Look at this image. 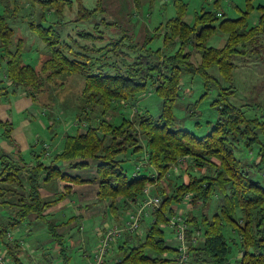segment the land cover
Returning <instances> with one entry per match:
<instances>
[{
  "label": "trees",
  "instance_id": "trees-1",
  "mask_svg": "<svg viewBox=\"0 0 264 264\" xmlns=\"http://www.w3.org/2000/svg\"><path fill=\"white\" fill-rule=\"evenodd\" d=\"M74 1V23L96 19L102 11L99 0L93 9L86 8L81 0ZM153 1L149 0V4L152 5ZM29 2L32 5L39 3L57 18L49 21L42 14L38 22L28 23V27L45 44L48 58H43L38 67L24 61L25 41L23 38L14 39L11 23L20 6L15 1H0L3 5L0 13V61L4 63L0 96L12 90L39 103L38 96L47 94L51 87H61L63 82L58 81H63L64 76L80 75L83 84L79 99H83L84 104L76 114L78 120H92L88 113L92 114L94 105H101L102 113H106L111 104L125 106L123 103L128 102L131 105L127 106L135 108L137 118L133 121L122 118L120 122L127 127L136 124L140 133L130 128L123 129L119 123L87 122L83 133L65 136L62 152L48 165H28L0 153V184L17 187L14 190L8 187L3 192L8 194L3 203L9 211L0 220V240L28 214L44 218L45 209L60 201V198L51 201L41 198L39 188L42 182L57 179L81 182L77 176L72 178L64 174L56 159L69 163L70 169L94 168L98 198L109 201L115 212L117 203L127 213L134 210L142 198L144 186L155 184L151 193L160 197V207L142 218L141 232L137 233L134 242L123 247L124 253L120 258L112 263L102 261L101 264L175 262L176 248L166 244L164 225L167 217L177 214L180 211L177 207L186 202L201 209L199 216L187 208L185 210L189 212L181 213L186 223L187 264H264V177H261L264 170V121H253L249 117L252 114L247 108L259 113L261 108L258 106H237L230 99L236 93L234 71L237 66L233 59L242 54H255L254 48L258 44L255 43L252 49L253 46L245 43L260 34L258 27L264 22V11H259L264 10V5L254 7L250 2L244 10L236 8L240 16L228 18L220 11L219 0H214L216 11L202 10L189 24L183 18L185 3L174 0L176 15L160 23L142 42H136L125 32L116 39L108 37L103 28L109 29L113 24L103 19L89 31L76 29L77 38L71 35L64 37L60 28L68 22L62 21L61 17L65 8L72 9L73 0ZM134 2L140 6V0ZM254 9L259 15L254 25L249 26L247 16ZM218 31L224 32L221 44H208ZM183 77L188 78L187 87L183 85ZM194 78L199 79V97L191 93L194 91ZM148 90L152 91L154 99L158 98L159 112L136 108L138 98ZM186 96L183 119L202 118L199 106L203 100H208L205 102L208 105L205 111L210 110L208 120L196 121L193 129L184 127L183 119L173 113L178 99ZM203 129L205 133L198 135L203 133ZM140 134L144 136V146L138 139ZM127 155L135 157L128 159ZM133 160L136 163H132V168L128 167L127 162ZM137 160L143 165L138 166ZM181 160L185 163L180 165V169L186 165L188 179L177 183L168 178L172 173H166L170 164ZM215 161H218V166ZM209 166L215 167L211 174ZM154 170L156 172L152 173ZM161 181L167 182V187ZM170 186L173 188L171 192L167 190ZM11 197L14 202L9 200ZM213 202L216 205L214 212L209 215L202 212L210 209ZM224 223L231 227L232 236L224 235ZM50 224L48 233L60 247L61 263L66 264L68 258L63 237ZM127 238L131 240L135 236L127 233ZM115 243H111L102 259ZM232 245L237 247V254L231 262ZM0 247L5 248L6 254L15 262L11 251L6 248L8 244H0ZM171 253H174L173 259L163 256Z\"/></svg>",
  "mask_w": 264,
  "mask_h": 264
},
{
  "label": "crops",
  "instance_id": "crops-1",
  "mask_svg": "<svg viewBox=\"0 0 264 264\" xmlns=\"http://www.w3.org/2000/svg\"><path fill=\"white\" fill-rule=\"evenodd\" d=\"M81 1L83 3V0ZM99 1L102 9L100 13L105 12L102 3L103 5L108 6L109 10L113 12V3L111 0ZM73 2L72 9L65 8L63 11V14L66 13L74 18L65 21V19L61 17L62 21L68 22L63 28H60L62 33L65 32L66 27L70 26L71 29L73 28L72 26H77L78 23H80L73 22L76 16V2L74 0ZM97 2L98 0H96V4ZM125 3L128 4V6L126 5V8H129V4L132 3L133 9L131 10L129 8L131 11L129 16H131V13H134V15H132L134 16V23L130 22V24H126L131 18L128 21L126 17L122 18L124 20L122 24H124L127 30H129L125 31L122 28H118L117 24L106 22L104 19L103 20L106 23L113 25L112 27H109V29H106L100 24V28H103L107 36L111 38L115 37L113 36V32L117 33L118 31L119 34H117L118 36L116 35L117 37H120L125 32L132 36L134 41L142 42L145 36L147 34H153V30L160 24V22L152 24L151 18L156 16L159 11H164L165 13L166 6L172 4V1L158 0L157 2V0H154L152 5H150L149 0H140V6L138 7L135 5L134 0H120V7ZM142 6L145 9L144 11L140 8ZM115 8L120 9L118 6H115ZM73 9H75V13L73 12ZM68 11L72 12L70 13ZM136 14L140 16V19L135 16ZM29 30L36 36V38H38L43 48L45 47L47 50L45 44L39 39V37H37L30 28ZM89 30L90 27L86 31ZM65 33L67 34V32ZM14 39H16L15 36ZM25 47L26 43L24 42L23 51L25 54L34 48L37 54V59L34 64H31V61H27L25 57L24 61L34 67H38L43 57L42 54L39 53V48L30 45L29 48L27 46L26 50ZM3 65L4 63L0 61V68L4 71ZM40 117H42V120H40L39 123L36 120ZM53 122L54 119L50 116L46 107L33 102L22 93H13L12 90H10L6 95H1L0 153L10 155L18 162L21 161L32 166L37 163H44L42 159H46L48 162H45L44 164L48 165L52 159L62 152L65 141V136L62 137L61 141L54 139L53 142L49 143L47 140L50 136H43L40 138L44 132H51V138H54L56 131H54L53 127L57 125H52ZM68 128L69 130L65 135L74 136L83 133L86 129V125L84 123H81V125L76 123L74 126L73 124L68 125ZM7 130L9 134H7ZM44 144L48 145V152L50 155L46 154L43 147ZM52 149L54 151H52ZM45 155L46 158L44 157ZM55 162L64 174L67 176L69 175L72 178L77 176L81 182L57 179L41 183L39 193L44 201H51L57 198H60V201L45 209L44 218H38L34 213L28 214L26 218H24L8 232L2 240H0L1 245L7 246L8 244V247L6 248L11 251L15 262L12 259L11 260L15 264H61V258L59 256L60 247L53 241L48 233L50 223L55 226L56 231L63 237V245L66 250L67 258H69V256L72 258L70 254H75L78 260L79 258L80 260L83 258L87 261V264H95L96 249L101 235L107 228L113 226V223L116 222L113 220L114 218L117 217V220H119L118 222H121L125 219L124 217L127 214V211L122 210L123 207L118 203L116 204L118 206L117 212H115L113 211V207L110 206L109 201H103L98 198V184L95 181L96 172L94 171V168L88 167L76 170L70 169L69 163L60 162L56 159ZM7 189L9 188L6 185L2 183L0 184V210L2 209L6 212L9 210L6 208L7 205H5L3 201L8 198V194H3V192ZM6 212L0 211V220H3L2 217L6 215ZM120 212L124 213V217L119 215ZM133 236H135V238L130 240V238H127V233H125L124 238H118L113 246L114 250L112 248L99 264H101L102 261L112 263L120 258L124 253L123 247H127L136 240L137 235L135 234ZM173 236V233L166 228V244L172 248L175 246ZM163 256H170L173 259L174 253L168 255L163 254ZM172 264H174V262Z\"/></svg>",
  "mask_w": 264,
  "mask_h": 264
},
{
  "label": "rangeland",
  "instance_id": "rangeland-1",
  "mask_svg": "<svg viewBox=\"0 0 264 264\" xmlns=\"http://www.w3.org/2000/svg\"><path fill=\"white\" fill-rule=\"evenodd\" d=\"M0 1H4V2H9L11 3L12 1H15L16 3H18V5L20 6V10L16 13V15L12 16L11 19V23L14 27V32H15V37L16 38H23L25 40L26 43V47L25 49L27 50V46L28 48L30 47V45L33 46H37V48H39V53L42 54V59L43 58H48V51L45 49V47L43 48L42 44L40 43V41L38 40V38H36V36L29 30L28 27V23L29 22H38L41 19L42 14H45L48 18L49 21H54L57 20L56 16L50 12V11H46L45 9L42 8L41 5L39 4H34L32 5L29 0H0ZM104 1V0H103ZM172 4L166 6L165 8V13L164 11H159V13L156 14V16H154L153 18H151V23L153 24H157V23H162V21L164 22L166 19H169L170 17H173L176 15V8L173 5L174 0H171ZM185 5H186V10H185V14L183 16L184 20L186 22H188L189 24H192L194 22V18L196 16L197 13H200L202 10L205 11H216V5L213 3L214 0H182ZM111 2L113 3V12H111V10H109L108 6L103 5L105 9V12L103 13H99L96 19H92L90 21H85V22H80L78 23L77 26H72L73 28L70 29L69 27H66L65 32H67V34L65 32H63L64 37H66L67 35H71L74 38L76 37L75 34V29H85L88 30L89 27L90 29H92V26L99 22L101 19H104L106 22H111L113 24H117L118 28H122L125 31H128L126 26L124 24H122V22H124V20L122 18H127V21L131 18L130 21H128L126 24H130V22L134 23V13H131L130 15V10L129 8L132 10V3L129 4V8H126V5L128 6V4H124L123 6L120 7V0H111ZM158 2V0H157ZM254 6L257 7L259 4L260 5H264V0H219L220 3V11L223 12L225 14V17L228 18H236L238 16H240V12L238 10H236V8H240L243 9L247 6L248 3H250ZM148 3V2H147ZM231 3V4H230ZM83 4L87 7V8H93L96 5V0H83ZM118 6L120 9L115 8V6ZM142 8V10L144 11V7H140ZM3 9V5L0 3V13L2 12ZM134 11V10H133ZM202 11V12H203ZM264 10L259 11L260 13H262ZM67 12V11H66ZM68 12H72V11H68ZM73 12L75 13V9H73ZM259 12H257L255 9L252 10V12H250V14L247 16V22L252 26L254 25V20L257 18V16L259 15ZM139 13V12H138ZM103 14V15H102ZM127 14V16H126ZM102 15V17H101ZM264 15V13H263ZM129 16V17H128ZM138 19H140V16H138L137 14L135 15ZM158 17V18H157ZM62 18L65 19V21H69L72 20L74 17L71 15H67L66 13L63 14ZM41 24H45V22H41ZM124 26V28H123ZM135 27V26H134ZM133 27V28H134ZM260 29V34H258L256 37H251L250 39H248L246 41V45L247 46H253L251 47L252 49L256 45L258 44V47L254 48V52L255 54H242V55H238L233 59V62L236 64V69L234 71V86L236 89V93L234 94V97H231V101L234 102L237 106L239 105H243V104H252L253 106H258L259 108H261L260 111H258L259 113H253L251 112V110L247 111L249 114V117H251V119L253 121H264V22L262 23V25H260V27H258ZM101 29V28H100ZM136 29V28H135ZM162 32L164 31V27H161ZM105 31V30H104ZM108 32V31H107ZM222 33H224L222 31ZM220 33L219 31L216 32L212 38H210L208 40V44H211L212 46H218L221 44L220 40L222 39L221 37H224V34ZM117 33L113 32V39H116V37L118 36ZM117 35V36H116ZM118 38V37H117ZM224 39V38H223ZM222 39V40H223ZM258 39V41L256 42L255 40ZM221 40V41H222ZM103 44H98V45H104ZM251 48L249 49V51L251 50ZM195 50H193L194 52ZM137 54V53H134ZM132 54V55H134ZM24 57L27 61H31V64H34L36 59H37V54L35 49L33 48L32 50H29L26 54L24 52ZM40 57V56H39ZM41 59V60H42ZM4 66V65H3ZM3 68V67H2ZM1 69V68H0ZM3 69L0 70V78L3 76ZM63 81H58V82H63L61 87H57L56 88H50L49 90H47L46 92H48L47 94H41L40 96H38V102L39 105H43L44 107L47 108L48 113L50 114V116L54 119V122L52 123L57 125L54 126L53 129L55 132L54 138H51V132H44V134H42L40 136H50V138L47 140L48 143L49 142H53L54 139H58L59 141L62 140L63 136H66L65 134L67 133V131L69 130L68 125L73 124V126L76 123H79L81 125V123L86 124L87 126V122L82 119V121L78 120L76 118V114H78L80 112V108L83 106L84 104V100L83 99H79V95L81 92V87L83 84V80L82 77L80 75H73V76H64L63 79H61ZM183 81V85L184 87H187L188 84V78L183 77L182 79ZM187 80V81H186ZM199 79L198 78H194L192 85L193 88L191 93L193 96H198V87H199ZM225 86H228L227 84H225ZM202 88V87H201ZM200 88V89H201ZM53 90V92H52ZM187 91V90H186ZM187 93V92H186ZM145 95H143L141 98H138V102H136V108L138 110H142L143 108H149L150 110L154 111L156 110V112H159V100L157 97H155V99L153 98V94L151 90L146 91V93H144ZM146 97V98H144ZM199 97V96H198ZM186 97H180L178 99V101L176 102V106L173 109V113L175 114V116L179 119H183L184 118V114L186 112V110L182 111L184 108L185 103L187 102ZM157 101V103H156ZM207 98L205 100L202 101V103L200 104L199 108L202 112V118L200 117H195L198 118L197 120L194 119H183L182 124H184V127L186 128H194V123L196 121L198 122H203L208 120L209 114H210V110L205 111V107H208L207 103ZM113 102V100L111 101ZM133 101H130V103ZM120 104V102H119ZM125 106H122V104L118 105V104H111L107 110L106 113H102L101 111V105H94V110H92V114L88 115L93 118L92 120H90L89 122L92 124H98L101 121H105V123H103L104 125H106V122H113L115 123H119L120 125H122L123 129L125 128H130L131 131L136 130L138 133H140V129L138 128V126L135 124V126H133L132 124H130L128 127L127 125L123 122H120L122 118H127L130 120H135L137 118V113L135 112V108L127 106L131 105L128 102L127 103H123ZM86 105V104H85ZM116 106V107H115ZM251 106V105H250ZM91 109V108H90ZM40 116V115H39ZM82 116V114H81ZM252 117H256V118H252ZM259 119V120H258ZM40 120H42V117L38 118V120H36L37 122L40 123ZM88 122V123H89ZM205 129H203L202 134L198 133V135H203L205 133ZM74 132V130H73ZM137 136V135H136ZM144 136L143 135H139L138 139L139 141H141V145H143L144 142ZM144 146V145H143ZM52 151H54L52 149ZM50 155V154H48ZM252 155L254 156V153H252ZM46 158V155L44 156ZM49 157V156H47ZM51 157V156H50ZM133 157H135V155H127L128 159H132ZM251 157V156H250ZM125 159V158H124ZM43 162H48V160L46 159H42ZM243 163H246V160H243ZM135 160L131 161V162H127V166L132 168V163H134ZM136 163V162H135ZM134 163V164H135ZM218 161H215L214 164H216L218 166ZM137 165H143V163L138 162L137 160ZM173 164L169 165V168L167 170L166 175L169 174V172L173 171ZM211 167V166H209ZM151 168V167H150ZM186 165H184V169H178L176 172L172 173V175H170L168 178H172V180H174V182H185L188 179V175L185 171ZM152 169V168H151ZM132 170V169H131ZM215 167L212 166L209 169V173L211 174L212 172H214ZM191 171V170H190ZM156 171H152V173H155ZM189 172V171H188ZM179 175H178V174ZM261 177H264V170L262 171V175ZM166 178V177H165ZM167 178V179H168ZM264 180V179H263ZM163 186L167 187V182L163 181ZM151 187L154 186V184H150ZM8 187L10 188V190H14L17 187L14 185H8ZM168 191H172L173 188L172 186L167 188ZM11 202H14L15 199H13L11 197V199H9ZM186 201V200H185ZM216 202V201H214ZM212 203V207L210 209H205L202 210V212H205L209 215V213H211V211L214 212V205L215 203ZM220 201L217 202V204ZM216 207V205H215ZM181 213H187L189 211H193V213L196 216H199V214L201 213V209L199 208V206L197 207H192L190 205L184 204L182 207H177ZM189 209V211H186L185 209ZM9 210V209H8ZM2 212H6L5 210H0ZM120 216L124 217V213L120 212L119 213ZM125 218V217H124ZM123 218V219H124ZM114 221H119L117 220V217L113 219ZM110 224V223H109ZM225 228L223 229V233L226 237H229V235L232 236L231 233V227L228 226L227 223H224ZM231 256H230V261L233 260V258L236 256L237 254V247L232 245V250H231ZM72 258L67 259L66 264H87V261L83 258H79V260L76 258L75 254H70ZM78 260V262H77ZM62 264V263H61Z\"/></svg>",
  "mask_w": 264,
  "mask_h": 264
},
{
  "label": "built area",
  "instance_id": "built-area-1",
  "mask_svg": "<svg viewBox=\"0 0 264 264\" xmlns=\"http://www.w3.org/2000/svg\"><path fill=\"white\" fill-rule=\"evenodd\" d=\"M46 154L48 155V145H43ZM179 162V161H178ZM185 163L181 160L179 163L174 164L173 171L176 172L181 168V164ZM181 165V166H180ZM173 171L169 172L174 173ZM152 187L147 184L142 189V198L138 201L134 210L129 211L126 214V218L121 222H114L113 226L107 228L100 237L97 249H96V262L99 264L102 260V256L110 248L112 242L122 237L125 233L137 235L142 230V218L150 216L152 212H155L160 207L161 199L159 196L151 193ZM188 197V195H186ZM164 228L170 229L173 233L175 240V248L177 252L176 261L174 264H187L188 257V240L186 238V223L181 216V211H178L175 215L167 217ZM5 248L0 247V264H15L11 258L6 254Z\"/></svg>",
  "mask_w": 264,
  "mask_h": 264
}]
</instances>
